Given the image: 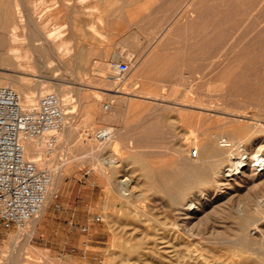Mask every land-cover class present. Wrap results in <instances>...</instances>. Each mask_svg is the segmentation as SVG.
Segmentation results:
<instances>
[{"label":"rangeland","instance_id":"obj_1","mask_svg":"<svg viewBox=\"0 0 264 264\" xmlns=\"http://www.w3.org/2000/svg\"><path fill=\"white\" fill-rule=\"evenodd\" d=\"M113 1L0 0V35L4 40L0 42V66L5 67L0 70L9 71L22 82L27 94L23 103L33 104L41 93L55 91L65 103L71 104L72 95L76 110L85 114L75 111V141L71 139L66 150L61 141L46 145L43 156L50 163L44 166L53 168L60 158L70 164L57 188L53 209L42 225L27 235L28 222L6 226L0 219V264H6L11 256L13 264H116L107 258L109 251L120 250L112 244L115 232L121 231L123 237L137 234L131 226L136 225L138 218L129 212L121 197L109 192V179L92 166L90 156L94 158L103 149L96 146L90 155L87 148L93 135L88 130L94 128L96 132L112 125L121 137L119 146L112 145L115 151L128 153L124 143L128 145L132 138L131 141L142 143L140 149L147 159L158 160L164 159L165 154L174 155L176 140L201 137L235 124L231 120L240 116L217 111L220 105L230 112L251 114L241 116L240 123L256 116L264 123V0H126L125 4V0ZM112 2L117 6L114 11ZM121 4L122 9H118ZM51 32H57L53 50L64 44L71 47L73 54L64 55L63 65L52 59L54 51L37 46ZM13 45L16 50L11 52ZM75 45H81L85 51L79 52L83 65L77 68L73 64ZM120 60L129 62L128 71H117ZM84 80H91V85L82 86L80 82ZM117 88H123V92L116 91ZM95 96L101 98V103H111L106 118L86 112L90 109L87 107L97 103ZM249 133L254 152L264 150V129ZM244 189L247 191V187H243V193ZM260 189L263 188L257 190ZM105 205L109 208L104 209ZM106 210L113 211L119 221L111 222Z\"/></svg>","mask_w":264,"mask_h":264},{"label":"bare ground","instance_id":"obj_2","mask_svg":"<svg viewBox=\"0 0 264 264\" xmlns=\"http://www.w3.org/2000/svg\"><path fill=\"white\" fill-rule=\"evenodd\" d=\"M80 1L83 2L85 0ZM120 1L122 2L123 0H119V2ZM113 2H115V0ZM113 2L111 3L113 6L112 8L115 7V3L113 5ZM125 2L126 0L124 4ZM140 2L142 1L140 0ZM120 6H123V4L119 5L118 9L121 8ZM180 7L182 6H179V8ZM115 8L112 10H116ZM179 11L177 10V13ZM172 18L175 17L172 16ZM170 20L171 22H169V24L172 23V19ZM32 24L35 26L34 22ZM93 25L94 24H92V26ZM55 33L57 32H51L41 40L37 46H47L50 52L54 51L52 52V59H57L59 64L63 65V63H66L64 55L73 53L71 52L69 44L66 46L64 44V46L62 45V47L59 48L56 47L57 49L53 50L57 42L54 39ZM154 38L156 39V37ZM161 38L164 37L162 36ZM1 41L2 37L0 35V42ZM3 41L2 43H4ZM75 48H77V54L75 59H73V64L77 68L83 65V59L79 55V52L83 51V48L81 45ZM15 50L16 47L13 45L10 51L14 52ZM222 52L224 51L222 50ZM38 54L39 53H37V56ZM0 68L5 67L0 66ZM43 68L45 69V66ZM113 68L112 70H114ZM103 74H105V72ZM90 83L91 80L80 82L82 86L91 85ZM0 84L15 87L21 94L22 101L24 102L26 100V90L23 88L22 82L20 83L19 79L14 74H11L7 70H0ZM107 88L108 87H106V89ZM120 88H117L116 91L123 92V88L121 90ZM78 90L79 89H77V91ZM77 95H79V100H82V95L79 94V91ZM95 98L97 103L93 105V107H87L90 109H87L86 112H90L93 117L100 114L102 118H106L109 115L106 109L110 108L111 103H101V98L99 96H95ZM74 100L75 98L71 95V104L65 103V123L63 127L56 131L54 137L51 135H46L41 138L22 137L27 157L37 160L42 165L50 163L49 159L44 158L43 155L47 151L46 145L53 140L58 142L61 141L65 144L64 148L66 150L76 130L75 116L82 112L76 110L77 105H75L76 103L73 104ZM75 111H77L76 114ZM217 111L226 112L228 114L235 113L240 117H249L251 115L246 116L247 114L245 112H230L231 110L227 111V109L222 108L221 105L217 108ZM244 111H247L246 108ZM169 113L171 112H168V116ZM214 113L216 112L214 111ZM81 115L83 116L85 114L82 112ZM222 115L224 114L222 113ZM165 116L167 117V115ZM170 116L169 119L171 120ZM77 117L78 116H76V118ZM256 117H250L253 118L251 120L247 118L248 121L245 123H240V119L237 117L231 120L234 121L235 124L222 130H212L201 137L195 135L194 137L191 136L189 139L176 140L172 151L174 155L166 157L165 154L164 159L158 160L147 159L144 156L146 154L143 155V151L140 149V147L143 149L142 143L139 141L141 144L140 146L136 141H131L132 138H130V141L128 140V145L124 143V147L129 149L128 153L123 155V153H118L120 149L118 152L115 151V147L112 148V145L115 144L119 146L120 134L114 132L112 125L100 127L96 132L93 131L94 128H92L93 130H88L93 136L91 137L92 141H90L89 147L86 148L90 149V152L96 146H101L103 149L102 151L100 150L99 154L94 156V158L90 156L93 153L91 152L90 154L87 150V153L90 154V159L93 160L92 166L96 172L105 175L109 179V192L114 191L117 196L121 197L124 204L129 207V212L139 220L134 227L131 226L137 229V234L133 233V236H125V238L122 236L123 233H120L121 231L115 232V240L112 244L120 247V250L109 251L107 257L109 261H116V264H264V150H256L254 152L253 148L255 146L252 147L254 141L249 133L251 130L257 131L262 128L264 129V123H262L261 119ZM224 118L226 117L224 116ZM81 120H83V118ZM170 120L169 123L171 122ZM94 122L96 123V121ZM211 126L213 125H210V127ZM215 126L220 127L221 125L216 124ZM182 129L185 130L184 128ZM182 129H180V131H182ZM210 129H212V127ZM182 133H184V131ZM187 134L188 133H186V135ZM100 139H103L101 140L102 142ZM73 140L74 138L72 141ZM77 140H79V137H77ZM79 141L81 142V139ZM83 143L84 142H82V144ZM158 144H160V142ZM165 144L164 148L166 147ZM118 148L120 147H117V150ZM193 148L197 149L196 154L193 153ZM68 163V160L60 158L55 160L53 168L50 167L49 170L51 171L52 181L46 201L39 213L27 221V228L25 226L27 235H31L38 229L42 225L44 218L52 211L55 193L62 183L63 174ZM120 173H122V176H120ZM243 187H247V191L244 189L246 191L245 193L242 192ZM260 187L263 189L257 190ZM92 197L95 198L94 196ZM147 200H149V202ZM105 208L107 209L109 207L105 205L104 209ZM106 212L111 222L117 223L119 221L118 216H116L113 211L106 210ZM125 219L126 218H124L123 221H125ZM130 220L132 221V219ZM132 222L135 223V221ZM130 223L131 222H129V224ZM138 226L140 229L142 228L141 230L139 229L140 231L138 230ZM151 227L153 229H150ZM127 229L128 228H126V230ZM86 252L88 253V251ZM13 259L14 257L11 256L6 264H13Z\"/></svg>","mask_w":264,"mask_h":264},{"label":"built area","instance_id":"obj_3","mask_svg":"<svg viewBox=\"0 0 264 264\" xmlns=\"http://www.w3.org/2000/svg\"><path fill=\"white\" fill-rule=\"evenodd\" d=\"M117 66L122 73L129 70L127 60ZM65 117V101L57 92L46 91L37 102L24 104L15 87L0 84V219L6 226L24 225L39 213L52 181L46 166L27 157L22 137H54Z\"/></svg>","mask_w":264,"mask_h":264}]
</instances>
